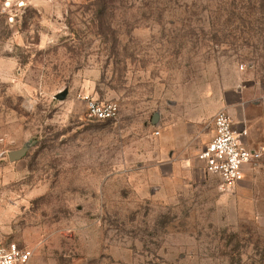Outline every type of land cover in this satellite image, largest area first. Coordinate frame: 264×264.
<instances>
[{
    "label": "rangeland",
    "instance_id": "374dc122",
    "mask_svg": "<svg viewBox=\"0 0 264 264\" xmlns=\"http://www.w3.org/2000/svg\"><path fill=\"white\" fill-rule=\"evenodd\" d=\"M235 88L264 102V0H0L5 239L29 264H264V157L229 188L198 159Z\"/></svg>",
    "mask_w": 264,
    "mask_h": 264
},
{
    "label": "built area",
    "instance_id": "2783aa9c",
    "mask_svg": "<svg viewBox=\"0 0 264 264\" xmlns=\"http://www.w3.org/2000/svg\"><path fill=\"white\" fill-rule=\"evenodd\" d=\"M87 115L97 120H113L119 114L115 101H103L89 94H80ZM214 135L198 153V159L209 173L218 175L224 187H232L242 181L249 166L258 162L264 148H249L244 137L246 128L238 129L226 110L217 112L213 119ZM158 133V132H157ZM32 250L15 241H7L0 230V264H29Z\"/></svg>",
    "mask_w": 264,
    "mask_h": 264
},
{
    "label": "crops",
    "instance_id": "0c3cea01",
    "mask_svg": "<svg viewBox=\"0 0 264 264\" xmlns=\"http://www.w3.org/2000/svg\"><path fill=\"white\" fill-rule=\"evenodd\" d=\"M253 102L247 92L235 88L222 92L220 107L232 116L236 128L247 129L244 142L249 148H264V102Z\"/></svg>",
    "mask_w": 264,
    "mask_h": 264
},
{
    "label": "water",
    "instance_id": "95a60500",
    "mask_svg": "<svg viewBox=\"0 0 264 264\" xmlns=\"http://www.w3.org/2000/svg\"><path fill=\"white\" fill-rule=\"evenodd\" d=\"M67 93V90L61 91L59 94L56 95L57 98L62 99L65 97ZM158 120V115L155 113L154 118H153V123L155 124ZM29 149V145L25 144L22 148L13 150L9 152V159L11 161H17L22 159L26 154Z\"/></svg>",
    "mask_w": 264,
    "mask_h": 264
}]
</instances>
